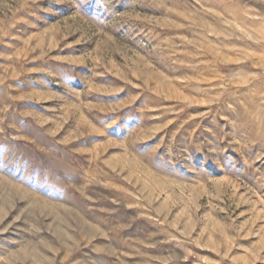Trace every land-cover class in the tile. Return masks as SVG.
Wrapping results in <instances>:
<instances>
[{
  "label": "rangeland",
  "instance_id": "374dc122",
  "mask_svg": "<svg viewBox=\"0 0 264 264\" xmlns=\"http://www.w3.org/2000/svg\"><path fill=\"white\" fill-rule=\"evenodd\" d=\"M0 264H264V0H0Z\"/></svg>",
  "mask_w": 264,
  "mask_h": 264
}]
</instances>
